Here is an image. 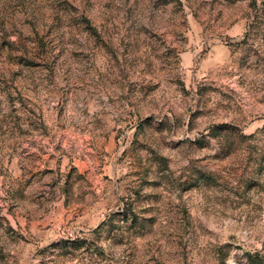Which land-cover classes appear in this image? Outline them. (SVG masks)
<instances>
[{"label": "rangeland", "instance_id": "obj_1", "mask_svg": "<svg viewBox=\"0 0 264 264\" xmlns=\"http://www.w3.org/2000/svg\"><path fill=\"white\" fill-rule=\"evenodd\" d=\"M0 264H264V0H0Z\"/></svg>", "mask_w": 264, "mask_h": 264}, {"label": "trees", "instance_id": "obj_2", "mask_svg": "<svg viewBox=\"0 0 264 264\" xmlns=\"http://www.w3.org/2000/svg\"><path fill=\"white\" fill-rule=\"evenodd\" d=\"M250 261H252V258L250 259Z\"/></svg>", "mask_w": 264, "mask_h": 264}]
</instances>
